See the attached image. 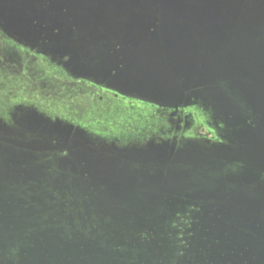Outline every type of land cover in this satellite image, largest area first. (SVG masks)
Listing matches in <instances>:
<instances>
[{"label": "rangeland", "instance_id": "1", "mask_svg": "<svg viewBox=\"0 0 264 264\" xmlns=\"http://www.w3.org/2000/svg\"><path fill=\"white\" fill-rule=\"evenodd\" d=\"M14 6L7 5L5 12L0 11V264H19L24 249L35 243L58 250L49 248L50 259L46 264H65L73 258L61 252L62 257L55 256L56 252L65 251V245L85 241L108 248L107 236L115 245H141L146 251L156 252L170 245L176 249L174 263L186 264L189 256L192 259V252L207 239L196 229L201 207L189 204L181 205L176 212L162 210L167 219L156 224L147 222L160 209L155 210L154 202H147L146 194L160 185L159 191L171 186L172 173L183 177L175 180L182 184L173 186L175 195L164 194V203L178 198L186 201L191 192L196 195L207 189L201 188L198 181H212L209 187L212 191L224 188L227 198L250 189L249 184L253 183L256 194L246 191V195L264 199V124L259 119L253 127L260 134L243 144L233 136L228 120L196 98L194 91L190 100H185L190 92L185 93L182 104L176 108L178 117L170 118L165 111L159 116L153 107L170 111L175 108L122 93L106 83L96 67L83 68L73 64L71 56L59 59L30 45H37L35 42L20 40L21 33L44 37L60 30L48 29L46 24L38 26L36 20L27 19L20 14L23 11L18 10L19 6ZM159 15L157 6L147 2L128 19L160 21ZM28 20L32 21L29 28L28 22H23ZM147 35L132 45L127 43V47L118 41L104 55L111 62L135 56L145 59L151 49ZM84 43L80 40L74 46L79 48ZM133 44L141 48L131 49ZM235 86L241 99L248 85ZM118 97L141 103L146 109L136 113L126 106L119 107ZM254 105L264 106V98L256 99ZM185 111L189 116H184ZM238 116L250 117L243 112H238ZM247 121L250 123L252 119ZM57 123L71 126L67 137L55 132L42 133V128L53 131L52 126ZM135 131L144 132L143 143L131 145L122 141L120 136L129 139L127 142L136 139ZM37 140L46 142L39 146ZM150 144L169 145L166 150L170 159L163 167L147 162L145 150ZM14 151L18 162H12L8 155ZM91 159L95 166H89ZM131 159L143 162L135 164V168L126 167ZM103 160L115 161L126 169L98 165ZM214 175L223 177L224 183ZM238 176L244 177L243 180ZM118 178L128 182L127 185ZM124 190L135 195L130 202H116L117 196L131 197L123 195ZM4 201L7 208L2 206ZM115 203L126 205L117 208ZM228 215L241 217L250 229L240 230L251 233L258 229L252 222L251 209L242 204L231 205V209H226L225 216ZM156 236L168 242L157 245Z\"/></svg>", "mask_w": 264, "mask_h": 264}, {"label": "water", "instance_id": "2", "mask_svg": "<svg viewBox=\"0 0 264 264\" xmlns=\"http://www.w3.org/2000/svg\"><path fill=\"white\" fill-rule=\"evenodd\" d=\"M147 2L157 6L160 21H129L130 14L139 13ZM15 4L14 7L19 6L18 10L23 11L20 14H25L29 20H36L38 26L46 24L48 29L60 30V33L49 32L44 37L33 33L19 35L22 41L35 42L37 45H30L36 46L44 54L59 59L68 55L75 65L96 67V72L116 90L162 106L176 109L182 104L185 93L190 92L191 95L185 99L190 100L194 91L196 98L228 120L233 136L243 144L245 140L257 138L260 134L253 125L256 119L264 124V106L258 108L254 105L256 99L264 98V0H0V11L5 12L7 5ZM29 20L23 21L28 22V28L32 22ZM151 28L154 32L147 35ZM146 35L151 41V49L147 51L145 59L135 56L111 62L108 55H104L118 41L126 46ZM80 40L85 43L77 48L74 45ZM137 48H141L140 45L131 46V49ZM128 52L135 54L140 51ZM237 83L248 85L241 99L234 90ZM238 112L248 113L250 117H239ZM250 118L252 121L248 123ZM54 125L53 131L42 128V133L55 132L67 137L72 130L71 126L62 123H57L58 129ZM59 128H65L62 134ZM37 141L39 146L46 142ZM75 147L79 148V145ZM168 147L150 144L145 150L147 162L153 161L156 167H163L170 159L166 150ZM16 153L8 154L12 162L19 160ZM140 159L128 160L131 162L125 165L135 168V164L143 162ZM88 164L95 166L92 159ZM99 164L108 169H126L115 161L107 163L103 160ZM215 177L224 183L223 177ZM119 178L126 186L128 182ZM179 178L183 177L172 173L171 186L159 191L160 185L146 194L147 202H154L155 210L160 209L155 217H148L147 222L156 224L167 219L166 215L161 214L162 210L176 212L181 205L189 204L201 207L196 229L199 228L208 240H203L204 245L192 252V259L189 256L186 264H244L242 259L245 264H264V199L257 200L259 197L255 199L246 195V191L251 195L256 194L255 185L249 184L250 189L227 198L224 188L218 192L212 191L209 189L212 181H198L201 188L207 189L197 190L196 195L191 192L186 201L178 198L164 203L165 193L176 194L173 186L182 184L175 181ZM238 178L243 180L244 177ZM123 193L131 197L125 199L117 196L116 202H130L135 195L133 191L129 194L124 190ZM159 193L163 194L157 200ZM235 204L251 209L252 222L258 229L248 233L250 229H247L241 217L225 216L226 209H231V205ZM6 205L4 201L2 206L7 208ZM115 205L120 208L126 204ZM220 211L222 213L216 217ZM106 238L108 248L98 244L89 245L85 241L73 242L65 245V251L56 252L55 256L62 257L63 253L73 258L65 264H175L177 258L176 249L170 245L154 252L144 250L141 245H115L108 236ZM154 240L157 245L161 241L168 242L157 236ZM81 246L83 250H80ZM49 248L58 251L55 246L49 245ZM49 248L37 243L27 246L19 264H46V260L50 259Z\"/></svg>", "mask_w": 264, "mask_h": 264}, {"label": "flooded vegetation", "instance_id": "3", "mask_svg": "<svg viewBox=\"0 0 264 264\" xmlns=\"http://www.w3.org/2000/svg\"><path fill=\"white\" fill-rule=\"evenodd\" d=\"M116 102H117V106H119V107H121V106H126V108H128L130 111H132V112H139V111H143V109H146V107H145V105H143V104H141V103H136V102H134V101H131V102H129L128 100H126V99H122V98H120V97H118V98H116ZM122 102L123 104H121L120 102ZM114 103H115V100L113 101ZM151 108H152V106H151ZM154 108V110L156 109V111H157V114L159 115V116H163V114L166 112V114L168 115V117H170V118H173V117H178V114L180 115V113H178L177 111V109H174V110H172V111H170V110H166L164 107H160V108H158V107H153ZM161 108H164V109H161ZM15 110V109H14ZM153 110V111H154ZM165 111V112H164ZM142 113H140V115H141ZM183 114V113H182ZM184 116L185 117H187V116H189L188 115V113L185 111V113H184ZM179 122H180V120H179ZM177 128H180L179 126L177 127ZM136 132V136H137V138L136 139H134V140H132V139H130V141L129 142H127L129 139H126V138H124L123 136H120V137H122V141L123 142H125V143H127V144H131V145H133V144H139V143H143V140H145L146 138H145V135L143 134L144 132H139V131H135ZM113 140L114 141H118L117 140V138H113Z\"/></svg>", "mask_w": 264, "mask_h": 264}]
</instances>
